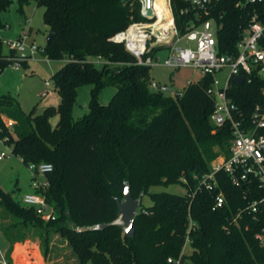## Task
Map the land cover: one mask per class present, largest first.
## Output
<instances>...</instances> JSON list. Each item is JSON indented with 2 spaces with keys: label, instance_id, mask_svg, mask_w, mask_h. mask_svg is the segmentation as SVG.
I'll use <instances>...</instances> for the list:
<instances>
[{
  "label": "trees",
  "instance_id": "1",
  "mask_svg": "<svg viewBox=\"0 0 264 264\" xmlns=\"http://www.w3.org/2000/svg\"><path fill=\"white\" fill-rule=\"evenodd\" d=\"M170 2L180 35L191 25L214 21L217 49L225 55L238 53L254 11L262 13L260 4L246 0H217L203 10L184 0ZM13 3L20 14L30 3L44 9L53 38L43 55L63 65L52 75L60 98L56 108L25 113L15 98L0 96V139L24 165H52L44 195L55 212L45 221L0 188L6 263L14 264L15 243L32 238L46 258L52 234L59 233L77 264H172L168 257L190 264H264V246L255 237L264 231V201L255 212L245 210L264 200V189L257 183L236 187L220 172L219 189L211 193L198 189L194 178L208 173L218 156L229 155V127L210 123L213 102L205 91L211 78L187 85L181 96L153 91L151 69L138 66L122 44L110 40L130 24L146 21L139 0H0V32L6 27L1 16ZM3 52L0 38V74L8 64ZM96 59L104 63L97 65ZM83 86H91L88 113L75 120L73 107ZM261 86L258 80L232 84L229 95L246 116L264 101ZM107 87L115 93L103 105L99 95ZM53 115L59 116L55 128L49 124ZM6 121L14 122L11 129ZM175 184L184 187V195L149 193L151 187ZM126 186L140 200L134 234L127 236L115 225L90 229L116 218ZM219 191L225 203L212 210ZM144 196L150 206L142 205ZM187 245L190 251L182 252Z\"/></svg>",
  "mask_w": 264,
  "mask_h": 264
},
{
  "label": "built area",
  "instance_id": "2",
  "mask_svg": "<svg viewBox=\"0 0 264 264\" xmlns=\"http://www.w3.org/2000/svg\"><path fill=\"white\" fill-rule=\"evenodd\" d=\"M184 1L194 9L203 10L217 0ZM246 1L260 4L262 13L254 11L249 26L236 45L238 51L236 55L219 53L216 42L217 27L214 21H205L197 27L191 25L185 34L180 35L169 4V16L160 20L154 13L153 2L151 9L154 20L149 21L145 18V0L139 2L141 15L146 21L134 22L110 39L113 43L122 44L138 66L173 70L188 67L199 74V80L204 77L211 78L205 91L213 102L210 123L217 129L228 126L231 134L228 157L218 156L211 162L208 173L201 177L194 176L198 180V189H205L211 193L219 189L217 174L220 172L227 175L232 185L236 187L246 188L252 183H257L264 189V101L255 104L250 115L246 116L229 95L233 83L243 85L245 82L250 84L258 80L262 84L260 93L264 98V0ZM28 38L29 27L23 30L17 39L2 41L3 47L6 48L2 55L8 63V68L17 70L24 59H32L38 53L43 54L44 47L41 48L35 43L28 44ZM162 50L166 51V54L160 57L159 53ZM45 61L49 60L45 58ZM94 63L102 65L104 62L96 59ZM220 74H224L221 79L218 77ZM239 76L243 78L242 84L234 80ZM191 83L193 82H188V85ZM44 87L40 93L42 98L51 92L49 82H45ZM149 88L173 97L181 96L183 92L154 80H151ZM6 124L11 129L14 122L6 121ZM0 143L5 144V140L0 139ZM2 159L0 156V161ZM27 167L34 192L22 196V205L34 209L45 221L54 219L55 212L44 195V190L48 186L46 176L52 171V165L29 164ZM262 201L264 200L253 201L245 210L255 212ZM224 203V194L221 191L217 192L212 210L222 208ZM255 237L264 246V231L257 233ZM186 241H189L188 237ZM167 261L172 264H184L181 257L177 259L168 257ZM0 262L7 264L4 257H1Z\"/></svg>",
  "mask_w": 264,
  "mask_h": 264
},
{
  "label": "rangeland",
  "instance_id": "3",
  "mask_svg": "<svg viewBox=\"0 0 264 264\" xmlns=\"http://www.w3.org/2000/svg\"><path fill=\"white\" fill-rule=\"evenodd\" d=\"M168 7L172 6L170 0L165 1ZM169 9V7L167 8ZM42 7L36 6L35 3H30L23 8L22 14L17 11L16 3H13L10 8L2 14L1 19L6 27L0 32L2 41L17 39L23 28L25 19H30L31 33L27 43H35L43 48L46 44V38L49 34L48 27L43 21ZM174 17V16H173ZM6 48H4V51ZM166 51L162 50L159 55L163 57ZM43 54H35L32 59L26 58L21 62L20 68L13 70L6 67L0 74V96L6 95L15 98L21 109L25 113H30L34 110V114H42L46 108H56L60 103L59 95L54 91L52 83V75L61 68L62 62H47ZM31 61H30V60ZM29 62V63H28ZM28 63V67H27ZM224 74L218 75L221 79ZM151 79L172 86L177 91H183L188 82H197L200 78L192 68L184 67L178 70L154 67L150 70ZM49 82L51 90L50 94L42 98L40 92L45 88L44 83ZM91 86H83L77 90V99L73 107V118L75 120L83 117L88 113V102L90 98ZM115 93V89L107 87L103 89L99 95V102L103 105L108 104ZM59 116L53 115L49 119V124L55 128L58 124ZM0 156L3 159L0 161V188L12 194L16 201L21 203L23 195L32 194L34 191L31 186V174L28 167L22 161L12 155L11 146L0 143ZM171 193L176 195H184L185 189L180 184L169 186H155L149 189V193ZM152 204L148 196L142 198L143 206ZM0 208V213L2 212ZM2 215V214H1ZM3 219L0 217V221ZM3 222L7 223L8 220ZM29 242V244H24ZM23 246H13L14 264H77L76 256L73 254L68 240L65 236L59 233H53L50 239L49 249L46 258L38 253V243L32 238L24 242H20ZM7 240L3 237L0 231V257L5 252ZM37 246V247H36ZM40 251V250H39ZM190 248L185 246L184 252L187 253ZM1 259V258H0ZM90 264V263H88ZM184 264H190L189 260H185Z\"/></svg>",
  "mask_w": 264,
  "mask_h": 264
},
{
  "label": "water",
  "instance_id": "4",
  "mask_svg": "<svg viewBox=\"0 0 264 264\" xmlns=\"http://www.w3.org/2000/svg\"><path fill=\"white\" fill-rule=\"evenodd\" d=\"M121 1L125 2L126 0H121ZM153 2L154 0H145V5H144L145 18L149 21L154 20L153 12L151 9ZM52 38H53V33H49L46 38V45L49 44ZM234 80L238 84H242L243 78L239 76L236 77ZM123 196H124L123 201H117L118 211L116 218L109 223L96 224L90 229L97 230V229L106 228L110 225H115L119 227L127 236H132L134 234L133 220L139 209L140 200L132 198L129 186L125 187Z\"/></svg>",
  "mask_w": 264,
  "mask_h": 264
},
{
  "label": "bare ground",
  "instance_id": "5",
  "mask_svg": "<svg viewBox=\"0 0 264 264\" xmlns=\"http://www.w3.org/2000/svg\"><path fill=\"white\" fill-rule=\"evenodd\" d=\"M154 13L160 20L166 19L169 16V11L165 0H155L153 4Z\"/></svg>",
  "mask_w": 264,
  "mask_h": 264
},
{
  "label": "crops",
  "instance_id": "6",
  "mask_svg": "<svg viewBox=\"0 0 264 264\" xmlns=\"http://www.w3.org/2000/svg\"><path fill=\"white\" fill-rule=\"evenodd\" d=\"M30 23H31V20L30 19H25V21H24V25H23V28L21 29V32L23 31V30H25L27 27H29V35H30V33H31V28H30ZM31 61V60H30ZM49 62H54V61H49ZM29 63V62H28ZM28 63H27V67H28ZM151 80H153V79H151ZM155 81V80H154ZM156 82H158V83H161V82H159V81H156ZM45 84V83H44ZM165 84V83H164ZM45 89V88H44ZM43 89V90H44ZM42 90V91H43ZM41 91V92H42ZM40 92V93H41ZM39 96H40V94H39ZM29 244V242H25L24 244ZM14 246L15 247H18V246H23V244H21V243H19V242H17V243H15L14 244ZM8 247V244L6 245V248ZM37 247V246H36ZM6 248H5V250H6ZM38 249V253L40 254V251H39V248H37ZM12 258H13V261H14V252L12 251ZM4 256V253L3 254H1V257H3ZM0 257V258H1Z\"/></svg>",
  "mask_w": 264,
  "mask_h": 264
}]
</instances>
